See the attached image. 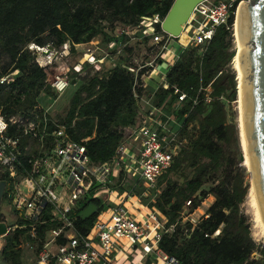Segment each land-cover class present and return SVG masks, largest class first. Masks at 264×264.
<instances>
[{"label":"trees","instance_id":"trees-1","mask_svg":"<svg viewBox=\"0 0 264 264\" xmlns=\"http://www.w3.org/2000/svg\"><path fill=\"white\" fill-rule=\"evenodd\" d=\"M172 2L0 0V77L17 71L10 81L0 83V111L7 119L32 109L40 93L50 92L46 73L29 44L49 45L52 50L67 44L69 51L74 52L76 44L99 37L105 50L113 55L115 49H109L108 44L113 41L115 46H122L109 68L102 66L101 71L76 82L67 113L59 123L68 127L74 140L88 138L83 143L91 162L109 161L123 142L124 128L136 122L139 111L136 95L150 97L152 106L165 112L161 122L168 115L178 124L175 129L178 148L172 163L148 195H153L149 205L165 218V228L173 226L162 235L159 249L182 264H264V242L259 243L253 237L251 223L241 207L249 183L245 180L246 166L240 164L239 130L230 108L237 98L238 85L236 71L229 65L234 57L231 30L218 27L199 58L195 55L196 47L184 48L165 74L167 87L160 83L157 88L142 86L141 76L149 67L137 74L128 70L127 66L133 65L132 48L128 46L131 36L113 33L115 22L134 29L139 28L144 16L156 13L163 18ZM232 22L230 18L229 23ZM149 39V36L141 37L138 43ZM156 62L162 60L157 58ZM81 65L83 69L90 66L85 60ZM180 93L186 94L182 101L178 100ZM11 134H15L13 129ZM28 143L27 138H22L20 146ZM186 169L189 175L184 174ZM170 173L181 175L182 180L172 179ZM121 176L115 170L111 177L116 182L109 185L117 186ZM97 189H91L89 194ZM90 195L77 203L74 212L75 225L82 234L93 225L98 210L84 219L79 212L90 202L103 208L100 199ZM208 196L214 200L204 215L196 223L183 222L184 208L192 212ZM187 201L189 205L185 206ZM17 221L19 226L3 237L0 258L6 264H22L21 236L29 239L37 254L47 232L60 226L58 221L50 219L48 208L35 222L20 216ZM57 241L63 239L59 237Z\"/></svg>","mask_w":264,"mask_h":264},{"label":"built area","instance_id":"built-area-1","mask_svg":"<svg viewBox=\"0 0 264 264\" xmlns=\"http://www.w3.org/2000/svg\"><path fill=\"white\" fill-rule=\"evenodd\" d=\"M249 1L203 0L195 5L190 18L177 36L161 28L163 18L158 14L144 16L139 22V37L149 36L154 45H159L157 57L162 61L167 60L165 56L168 53H171L172 59L189 46L196 47L203 53L216 29L224 26L230 30V18L234 21L238 6ZM157 26L159 29H156ZM64 46L67 47V44ZM108 47L115 48V42H110ZM28 48L44 49L34 44H29ZM120 53L121 48H117L114 55L111 51L104 50L102 56L96 58L93 51L86 48L85 61L94 65ZM157 57L141 66L129 65L127 68L136 74L144 67H149L150 71L158 64ZM36 61L45 71L47 64L43 66L37 58ZM74 71L77 76L88 72L81 63H76ZM16 72L0 77V83L10 81ZM88 73L91 75L94 72ZM68 83V78L62 74L55 75L49 82L51 88L59 93L66 89ZM142 86L146 85L143 83ZM185 96V93H180L178 100H184ZM136 97L139 103L140 96ZM153 110L156 108L149 112V116H143L132 129L137 149L130 152L122 142L111 160L100 163L91 162L87 155L83 142L88 138L74 140L68 127L53 120L41 106L35 105L32 109L13 114L7 119L0 111V182L4 183L0 205L3 200L16 216L30 222L41 218L48 208L50 219L60 223L58 228L47 232L35 258L22 264H113L114 254L128 252L138 256L133 264H143L142 259L145 260L151 254H155L160 264H182L173 255L159 249L162 235L173 226L165 228V218L154 206L137 207L133 211L124 204L123 199L113 206L108 204L112 193L109 184L115 170L122 173L120 184L125 182L129 173L135 171L140 175L144 186L148 190H154L158 177L172 163L178 143L176 130L169 123L175 121L171 117H166L163 122L155 121L151 117ZM12 129L15 134H11ZM22 138H27L29 143L20 146ZM28 151H31L30 154L24 156ZM96 182L100 186L90 195ZM101 193L106 194L108 199H101ZM133 193L134 187H130L126 197L131 199ZM88 195L102 200L103 208L100 209L98 205L93 225L82 234L75 225L77 216L74 212L77 203L87 199ZM185 204L188 206L189 201ZM181 217L184 221L182 213ZM5 219L0 214L1 222L5 223ZM5 233L0 234V252ZM30 234L34 236L33 229ZM59 237L63 239L62 242L57 241Z\"/></svg>","mask_w":264,"mask_h":264},{"label":"water","instance_id":"water-1","mask_svg":"<svg viewBox=\"0 0 264 264\" xmlns=\"http://www.w3.org/2000/svg\"><path fill=\"white\" fill-rule=\"evenodd\" d=\"M201 1L203 0H173L163 17L161 28L171 35H179L190 18L193 8ZM238 34L242 42L238 60L243 74V122L249 162V167L246 169L264 220V0L242 3L239 10ZM45 49L44 53L51 51L49 45ZM240 158L245 162L242 150ZM99 186V182H96L93 189ZM3 188L4 183L0 182V200ZM98 207V204L90 202L79 212V216L84 219L97 211ZM2 226L4 230L0 234L7 231L5 226Z\"/></svg>","mask_w":264,"mask_h":264},{"label":"rangeland","instance_id":"rangeland-1","mask_svg":"<svg viewBox=\"0 0 264 264\" xmlns=\"http://www.w3.org/2000/svg\"><path fill=\"white\" fill-rule=\"evenodd\" d=\"M234 23H235V19L231 25V37H232V48L231 50L234 52V56L236 55V50H235V29H234ZM114 30L113 33L115 35H120L122 33L125 34H130V36H133V38L129 41V45L132 48L131 51V62L134 66H141L142 64H144V62H148L150 60H154L158 54H159V45H154L152 43V41L149 39L147 42L145 43H138L139 42V28H129L125 25H123L121 22H115L114 23ZM135 34H138L135 36ZM97 39V38H96ZM94 39L93 44L90 45L91 46V50L94 52V55L97 56L99 53L104 52V46L102 45V43H100V39L96 40ZM75 51L74 52H70L69 51V46L67 45V47H65L64 45L57 48L56 50H51L50 52H43L42 50H46L45 47L44 49H35L32 48L31 51H33V53L35 54L36 58L40 61V63L44 66V64H47L45 67V73H46V83L48 84V86L50 87V92L49 93H45L42 92L40 93V95L37 97V104L41 106L42 108L46 109L49 113V115L51 116V118L53 120H55L56 122H60L66 115L67 110H68V106H69V100L72 96V94L74 93V91L77 88L76 82H79L80 79H82L83 76L89 75V73L87 72L86 75H81V76H76V72L74 71V66H76V63H82V61L85 60V49H78L76 50V45L74 46ZM98 51V52H97ZM97 52V53H96ZM202 54V51L199 50L198 48H196L195 50V55L196 57H200ZM176 55L173 56V58L175 59ZM158 58V57H157ZM234 58V57H233ZM233 58L231 59L229 65L230 67L234 70L233 67ZM167 59H170V56L167 57ZM164 62L159 63V65H163ZM155 66V63H154ZM162 68H164V66H161ZM142 68V67H141ZM148 73H150V71H148L147 73H145L141 78L143 79V83L146 85L148 84L149 80L148 78H145L146 76H148ZM57 74H62L65 75L68 80V86L66 87V89L62 92L59 93L57 91H55L54 89L51 88L49 82L52 81L55 77V75ZM237 74V73H236ZM148 83H147V82ZM146 86H151V85H146ZM143 96V95H142ZM238 85H237V98L235 101L231 102L230 104V108L233 110L234 113V121L237 123L238 125V130H239V123H238V119H239V113H238ZM145 109H148V107L146 106ZM165 114V112H164ZM174 119V118H173ZM175 121V119H174ZM173 128L177 129V124L172 122ZM240 164L244 165V162L241 161ZM245 166V165H244ZM189 169L185 170L186 175H189ZM169 176L172 179H177L178 181L182 180V176L179 174H175V173H170ZM138 175L137 176H132V173L129 175V177H127V179H129L126 184H133L135 182H137L136 180L138 179ZM246 182L249 183V189H248V193L245 197L244 202L242 203L241 207H242V211L246 214V216L248 217L250 223H251V229H252V233H253V237L255 238V240L259 243L264 242V238L258 234V231L256 230L257 228L255 227V222H254V211H255V204H254V198L251 195V186L252 184L250 183V176L247 172V176H246ZM116 182V179L113 180V184ZM95 193V192H94ZM214 199H212L210 196H208L202 203L201 205L196 208L195 210H193L192 212H189L188 209L183 210L182 215H183V222L185 221H192V223H196L197 220L200 218V216H202V214H204V211L206 210V208L213 202ZM186 206V204H185ZM202 210V211H201ZM0 214H3L5 216V224L1 222L0 220V232H2L4 230V227L2 225L5 226V228H8V231H6L5 235L7 233H9L11 231L12 228L18 227L19 223L17 221L18 216H16V213L12 210L9 209V207L7 205H5L4 201L2 200L1 205H0ZM190 221V222H191ZM2 224V225H1ZM26 223H23L22 226H25ZM21 240V244H20V248H21V261L22 263H27L29 261H32L36 254L34 252V247H32L30 245V241L27 237H25L24 235L21 236L20 238ZM4 243V240H3ZM128 254V253H126ZM131 259V256H130ZM0 264H6L4 263L2 260L0 261Z\"/></svg>","mask_w":264,"mask_h":264},{"label":"crops","instance_id":"crops-1","mask_svg":"<svg viewBox=\"0 0 264 264\" xmlns=\"http://www.w3.org/2000/svg\"><path fill=\"white\" fill-rule=\"evenodd\" d=\"M97 38V39H96ZM96 40H99V37H96ZM131 38H133V36H131ZM94 40V39H93ZM90 41L88 43H79L76 46V50L78 49H86V48H90L93 44L94 41ZM117 48H122V46H118L116 45L115 51ZM111 49V50H113ZM105 50V48H104ZM98 52V51H97ZM96 52V53H97ZM94 53V52H93ZM102 56V53H99L97 56H95L96 58H100ZM174 58L172 59H167L164 60L162 62L163 65H159L156 64V66L154 67V69L150 70V73H148V76L144 77L145 80L146 78H148V84L151 85L150 87L152 88H157L158 85L160 83L163 84V87H167V84L165 83V74L168 70V68L170 67V65L173 63ZM113 64V57H109V59H103L99 62H97L94 65H90L88 68H86L88 70V72H96V71H101L102 70V66L105 67H110ZM161 66H164V68H162ZM156 71V72H154ZM154 72L153 76L152 73ZM143 80V79H142ZM146 84V85H148ZM139 111H138V115L136 118V122L134 125L129 126L124 128L123 130V143L125 144V146L127 147L128 150H130V152H133L137 149V140L133 137L132 135V129L135 125H137L141 118L143 116H149V112L152 111V109H155V107L152 106L151 104V98L147 97L145 95H140V99H139ZM148 107V109H145V107ZM154 114H151V117L155 120V121H159L161 122L160 117L164 114L162 111H160L159 109L156 108V110H153ZM165 115V114H164ZM166 117H169L168 115H166ZM172 118V117H171ZM176 123V122H174ZM172 126V122L169 123ZM177 124V123H176ZM178 125V124H177ZM131 173H129L130 175ZM128 175V177H129ZM138 175V179L136 180L137 182L133 183V184H126V182L129 179H126L125 182H123L122 184H120L121 182L118 183L117 186L115 187H110L112 188V193L109 196V200L108 204L110 206H113L115 203L121 201L122 199L124 200V204L126 206H128L131 210L135 211L137 209V207H143V206H150L149 203L151 202L153 195L150 197L148 195H150V190H148L145 186L143 181L140 179V175L137 172H132V176H137ZM116 179V178H115ZM114 178H111V183H113ZM119 187H123V190L120 191ZM130 187H134V193L131 197V199L127 198V192L128 189H130ZM152 192V191H151ZM212 199H214L212 196H210ZM100 198L101 199H108V196L104 193L100 194ZM102 201V200H101ZM202 211V210H201ZM205 213V211H204ZM204 215V214H202ZM131 256V259H130ZM138 259V256L134 253H116L113 255V259H112V263L113 264H133L134 262H136ZM143 264H160L159 260L157 259V257L155 256V254H151L148 258H146L145 260L142 259L141 261Z\"/></svg>","mask_w":264,"mask_h":264},{"label":"bare ground","instance_id":"bare-ground-1","mask_svg":"<svg viewBox=\"0 0 264 264\" xmlns=\"http://www.w3.org/2000/svg\"><path fill=\"white\" fill-rule=\"evenodd\" d=\"M244 3V2H242ZM242 3L238 6L236 14H235V23H234V29H235V50H236V55L233 58V67L234 70L237 73V80H238V113H239V136H240V143L242 146V152L244 154L245 162L244 165L248 168L249 167V162H248V157H247V150H246V141H245V135H244V110H243V97H242V72L239 68V60L238 57L241 53L242 50V42L238 34L239 30V10L242 6ZM174 51V50H173ZM171 57V53H168L165 58ZM156 72V71H154ZM154 72L152 73L151 76H153ZM252 184V182H251ZM251 195L254 198V204H255V211H254V222H255V227L257 228L256 230L258 231V234L261 235L264 238V220L261 216L260 212V206L258 205V200L256 198V194L254 191L253 184L251 186Z\"/></svg>","mask_w":264,"mask_h":264}]
</instances>
